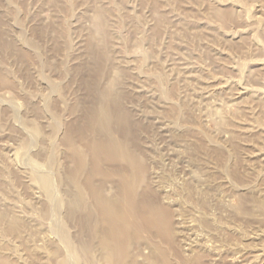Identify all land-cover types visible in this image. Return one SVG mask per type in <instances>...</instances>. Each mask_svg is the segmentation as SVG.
Segmentation results:
<instances>
[{"label":"rangeland","instance_id":"1","mask_svg":"<svg viewBox=\"0 0 264 264\" xmlns=\"http://www.w3.org/2000/svg\"><path fill=\"white\" fill-rule=\"evenodd\" d=\"M0 264H264V0H0Z\"/></svg>","mask_w":264,"mask_h":264}]
</instances>
